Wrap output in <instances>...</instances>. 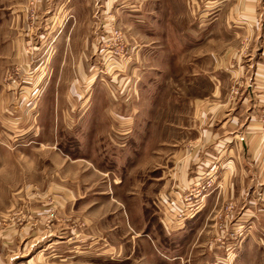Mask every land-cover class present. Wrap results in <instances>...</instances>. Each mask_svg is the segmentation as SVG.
<instances>
[{
	"label": "rangeland",
	"instance_id": "1",
	"mask_svg": "<svg viewBox=\"0 0 264 264\" xmlns=\"http://www.w3.org/2000/svg\"><path fill=\"white\" fill-rule=\"evenodd\" d=\"M234 5L0 0V264H159L177 239L182 264H264V62L213 37ZM216 105L249 150L225 185Z\"/></svg>",
	"mask_w": 264,
	"mask_h": 264
},
{
	"label": "crops",
	"instance_id": "2",
	"mask_svg": "<svg viewBox=\"0 0 264 264\" xmlns=\"http://www.w3.org/2000/svg\"><path fill=\"white\" fill-rule=\"evenodd\" d=\"M236 5H234L231 8V12L233 14H230L224 22H221V24H218L219 26L223 28L228 27H240V30H236L234 35L232 36L227 31H216L214 33V36L221 37L222 40H233L235 42H239L242 37L250 36L252 37V50L250 51V58L255 61L259 60L260 64H263L264 62V0H235ZM228 4H226L225 8ZM223 21V20H222ZM216 23V20H215ZM217 25V24H216ZM250 32V33H249ZM212 38V37H211ZM237 51L232 52V50L227 54L226 56V62L229 64L231 61L235 60L237 64L239 63V57L236 58ZM214 58V62L217 64V66L223 61L224 56H221L219 54L216 55ZM218 114H211V116H205V120L209 121L211 123V126L214 125L212 123L217 122L221 123L218 132L213 133V131L205 132L206 135L209 137V143L213 144V141H217V139L220 141L219 148H216V150L213 148V150L206 152L208 153L209 157L215 158L214 156H218V160L220 163V175L219 180L222 183V185H225L227 180L230 178L231 175H233L235 172L239 170L241 167L243 160L246 158V156L249 153V150L246 149V147L243 146V148L239 147L236 142V135L235 131H229V129L235 128L234 122H238L239 118L236 116H231L226 114L227 109L226 106H218ZM212 111V110H211ZM215 112V111H214ZM209 117V118H208ZM207 131V130H206ZM235 135V136H234ZM205 156V153L203 154ZM188 183V181H187ZM178 186H186V180L179 182L177 184ZM210 204V201L207 202V208L201 214L198 216L201 218L204 216V214L208 210V205ZM175 206V205H174ZM175 208V207H174ZM198 218V219H199ZM195 223V224H194ZM196 225V222H189L187 225V231L192 232L193 234V228ZM186 231V232H187ZM187 234H191L188 233ZM181 235V234H180ZM185 235V234H183ZM178 239L173 244L171 243V246L174 245V247H171V251L176 254L177 257L172 259H165V261H160L159 264H182V259H180L179 256V243ZM205 264H210L209 261H207Z\"/></svg>",
	"mask_w": 264,
	"mask_h": 264
},
{
	"label": "built area",
	"instance_id": "3",
	"mask_svg": "<svg viewBox=\"0 0 264 264\" xmlns=\"http://www.w3.org/2000/svg\"><path fill=\"white\" fill-rule=\"evenodd\" d=\"M198 192L196 194H190L189 196L184 197L183 202L179 205L175 206L174 210H176L177 220L185 221L193 218L200 210V207H197L193 204L192 199L197 197ZM192 197V198H190Z\"/></svg>",
	"mask_w": 264,
	"mask_h": 264
}]
</instances>
